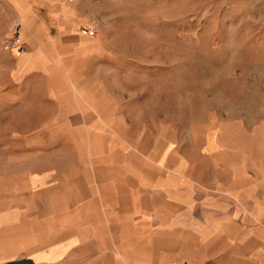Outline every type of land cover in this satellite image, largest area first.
<instances>
[{
    "label": "crops",
    "instance_id": "obj_1",
    "mask_svg": "<svg viewBox=\"0 0 264 264\" xmlns=\"http://www.w3.org/2000/svg\"><path fill=\"white\" fill-rule=\"evenodd\" d=\"M58 5L0 0V264H264V143L129 140Z\"/></svg>",
    "mask_w": 264,
    "mask_h": 264
},
{
    "label": "rangeland",
    "instance_id": "obj_2",
    "mask_svg": "<svg viewBox=\"0 0 264 264\" xmlns=\"http://www.w3.org/2000/svg\"><path fill=\"white\" fill-rule=\"evenodd\" d=\"M58 4L79 16L87 86L110 98L106 120L129 140L176 152L264 143V0Z\"/></svg>",
    "mask_w": 264,
    "mask_h": 264
},
{
    "label": "built area",
    "instance_id": "obj_3",
    "mask_svg": "<svg viewBox=\"0 0 264 264\" xmlns=\"http://www.w3.org/2000/svg\"><path fill=\"white\" fill-rule=\"evenodd\" d=\"M62 2H72L74 0H61ZM83 30L89 35L97 33V22L92 21L84 25ZM4 47L8 50L15 51L17 54L22 55L25 51L21 35V20L16 17L10 27L8 38L5 41Z\"/></svg>",
    "mask_w": 264,
    "mask_h": 264
}]
</instances>
